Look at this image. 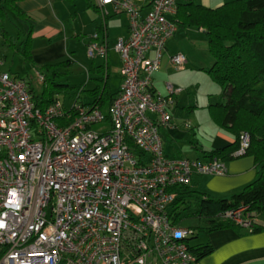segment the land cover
Returning <instances> with one entry per match:
<instances>
[{"label": "built area", "instance_id": "2783aa9c", "mask_svg": "<svg viewBox=\"0 0 264 264\" xmlns=\"http://www.w3.org/2000/svg\"><path fill=\"white\" fill-rule=\"evenodd\" d=\"M97 2L129 22L128 36L114 43L121 83L106 110L77 97L36 107L26 80L3 70L0 57V264H195L192 229L168 214L172 188L227 170L217 158L169 157L163 149L160 129L173 127L178 89L166 83L161 94L152 76L177 30V0H151L142 17L132 0ZM97 37L88 54L105 57ZM170 62L181 69L186 59L177 53ZM35 77L44 79L38 69ZM248 145L242 132L233 156ZM217 216L251 225L246 207Z\"/></svg>", "mask_w": 264, "mask_h": 264}, {"label": "crops", "instance_id": "0c3cea01", "mask_svg": "<svg viewBox=\"0 0 264 264\" xmlns=\"http://www.w3.org/2000/svg\"><path fill=\"white\" fill-rule=\"evenodd\" d=\"M9 1H12L11 4L22 12L25 19L23 22L17 20L13 10L7 5L4 7L8 16L7 19L2 22L0 21V37L3 39L4 44L7 43L1 36V28L9 34L15 46L23 41V39H27L33 62L36 66H42L44 64L59 63L68 58L72 59L74 44H83L87 48L93 34L97 33V41L99 43L106 42L107 52L105 57L101 56L103 62L96 66L95 70L94 68L92 70L100 72L103 75L94 78L96 82L92 87L85 86V88L92 89L97 84H100L106 86L110 94L118 92L121 83L120 59L118 52L114 49V43L119 38H126L128 36L129 22L125 12L115 11L111 4L101 5L97 0ZM132 1L138 5L141 17L150 8L151 0ZM185 1H192L214 8L231 0H177V2ZM7 23L17 29L16 36H12L7 31ZM193 42L198 45H194ZM199 51L205 55H203V59L197 60V52ZM195 52L197 55L194 56L193 53ZM177 53L183 54L186 59L184 67L181 69L175 68L170 62V57ZM210 57L212 58L208 51L205 30L203 28L182 27L178 25L175 34L167 40L160 58L159 68L152 76L153 88L157 92L166 94V83H171L174 88L178 89L175 95L176 100L175 107L173 108L172 122L174 120L176 123H181L183 120L185 121L189 118L194 120L190 129H185L174 123L173 127H162L160 129L163 149L169 157L177 156L175 153L170 154L165 149V145L167 144L171 151H181L183 153L179 156L188 159L208 160L210 158L204 152L223 148L234 142V135L219 127L212 121L209 115L203 114L199 117L193 115V112L196 110L185 111V106H180L181 101L186 99L189 103L192 100L190 96L184 94L183 88L190 86L191 82L195 79L193 75L199 73L197 70L190 68V66L198 63L201 64L202 68L207 67L208 69L212 64H209L211 61ZM3 66L4 63L2 69L5 70ZM112 66L116 67L114 71L117 73V85L114 89L111 88L110 84ZM33 71L35 75V67H33ZM210 86H213L215 91L217 88L219 89L214 84H210ZM83 99L86 104L92 101L90 96H86ZM62 101L65 106L70 104V100L66 98ZM107 106L108 101H104L100 107L106 110ZM209 121L212 125H216L215 128L210 129L208 127L210 125L208 124ZM204 128L210 130L209 135L207 134V141L198 139L199 133ZM178 143L185 144V151L182 148L179 150L176 148ZM225 164L227 172L224 175L193 174L188 186L196 192L195 194H205L214 198H226L233 193L239 192L244 186L257 178V167L253 157L250 155H243L227 160ZM206 224V227H208V222ZM197 236L198 233L195 237ZM196 243H208L212 246L213 250L210 254L200 258L195 264H264V230L251 233L246 229H238L231 226L219 228L205 232L204 238Z\"/></svg>", "mask_w": 264, "mask_h": 264}, {"label": "trees", "instance_id": "16d2710c", "mask_svg": "<svg viewBox=\"0 0 264 264\" xmlns=\"http://www.w3.org/2000/svg\"><path fill=\"white\" fill-rule=\"evenodd\" d=\"M11 3L9 0H0V21L8 18L4 8L7 5L13 10L15 18L23 22L24 15ZM171 20L177 27L179 25L205 30L208 51L212 56V64L206 71L220 87L224 98L223 101L209 104V116L214 123L235 137L231 144L204 153L210 159L217 158L224 163L240 157L233 156V152L238 148L240 134L246 132L249 145L243 155L253 157L257 178L226 198L195 194L188 186L189 183L175 186L172 190L176 195L168 207V214L174 223H180V219L187 216L205 218L209 225L205 232L230 226L246 229L251 233L260 232L264 230V0H231L214 8L192 1L177 2L176 12ZM1 36L24 62L44 75L37 88L30 80L11 73L26 80L31 100L40 109L43 110L56 99L66 98L71 101L75 97L80 98L86 107L101 108L104 101H108L109 105L117 94H110L106 86L100 84L92 89H86L84 84H69L62 78L68 74L72 59L36 66L30 55L27 39L15 46L3 28ZM86 96L92 98L90 103H84L83 98ZM239 207H246L250 214L249 228L217 216L219 212ZM191 229L192 234L187 237V243L197 262L210 254L213 248L208 243L191 245L189 239L198 233L194 228Z\"/></svg>", "mask_w": 264, "mask_h": 264}, {"label": "rangeland", "instance_id": "374dc122", "mask_svg": "<svg viewBox=\"0 0 264 264\" xmlns=\"http://www.w3.org/2000/svg\"><path fill=\"white\" fill-rule=\"evenodd\" d=\"M6 29L12 36H16L17 29L14 26H11V24L7 23ZM190 41H192V40L190 39ZM194 45L197 46L198 44L194 43ZM197 53H198V59L197 60L203 59V55H205V54H203L201 51H199ZM197 53L196 52L193 53L194 56L197 55ZM0 55H1V57H4L3 58V63H4L3 68L6 71H8L12 74H18L20 77L30 80L35 87H37V88L40 87L41 82H39L35 79V75H34L32 65L27 63V62H24L21 59L20 55L15 51L14 48L10 47L8 44H4L3 39L1 37H0ZM71 58L73 59L74 62L71 65V67L69 68L68 74L64 75L62 78V80L68 82L69 84L79 85V84L85 83L86 87H92L96 82L94 78H96L97 76L103 75L100 72L92 70V68H94V70H95L96 66L100 65L103 62V59L99 55H95L94 57H91L88 54V46L86 48V46H84L83 44L82 45H80L79 43L74 44V51L72 53ZM210 59L212 61L211 57H210ZM211 61L209 62V64L212 63ZM190 68L197 70L199 72L198 74H201V75L194 74L193 75V77L195 78L194 81L191 82L190 86L183 88L184 94H186L187 96H190V98L192 100L189 101V103H188L185 99V100L181 101L180 106L184 105L185 109H186L185 111L196 110L195 112H193V115H197V116L201 117L204 114L207 116V115H209L208 105L210 103H215L217 101H223L224 100V98L221 96V89L218 85H216L214 83V81L211 79L210 75L207 73V71H206L207 67L202 68L201 64L197 63L194 65H191ZM115 69H116V67L112 66L111 72H110L111 73L110 74V84H111V88H113V89L116 88V85H117L116 84L117 83L116 82L117 73L114 71ZM210 84H214L215 86H218L219 89L217 88L215 91V89H213L214 87L213 86L211 87ZM195 105H196V107H195ZM207 112H208V114H207ZM189 119H188L189 121L183 120L181 123H176L173 120L172 123L182 126L183 123L189 122L192 125L194 123V120L192 118H189ZM204 119H205V117H204ZM208 124H210V125H208V127L210 129L215 128V126H216V125H212V123L210 121ZM209 131L210 130L208 128L202 129L201 133H199V135H198V139H203L204 141L205 140L207 141L208 140L207 134L209 133ZM184 146H185V144L178 143L176 145V148L178 150L180 148H182L183 151H185ZM165 149L167 151H169L170 154L175 153V155L177 157H183V156H179V155L183 154L181 151H179V152L171 151L170 148L168 147V144L165 145ZM180 224L182 226L194 228L195 231L198 232L197 237L190 239L191 244H194L197 241L204 238L205 230H206V226H207L205 218H200L197 216L182 217L180 219Z\"/></svg>", "mask_w": 264, "mask_h": 264}]
</instances>
